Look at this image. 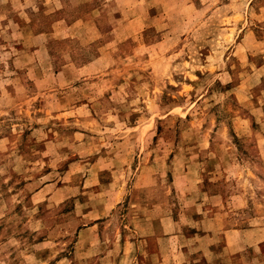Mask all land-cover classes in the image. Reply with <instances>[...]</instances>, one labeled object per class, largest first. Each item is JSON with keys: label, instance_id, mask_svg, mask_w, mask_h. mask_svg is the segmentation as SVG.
<instances>
[{"label": "rangeland", "instance_id": "1", "mask_svg": "<svg viewBox=\"0 0 264 264\" xmlns=\"http://www.w3.org/2000/svg\"><path fill=\"white\" fill-rule=\"evenodd\" d=\"M0 264H264V0H0Z\"/></svg>", "mask_w": 264, "mask_h": 264}]
</instances>
